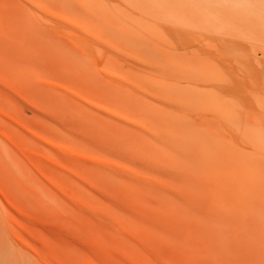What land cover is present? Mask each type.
<instances>
[{"label": "rangeland", "instance_id": "1", "mask_svg": "<svg viewBox=\"0 0 264 264\" xmlns=\"http://www.w3.org/2000/svg\"><path fill=\"white\" fill-rule=\"evenodd\" d=\"M37 1L86 35L0 0V73L59 117L0 89L32 124L0 125L41 158L39 128L73 151L59 203L0 150V182L35 213L28 242L57 264H264V0ZM106 67L127 84L118 116L81 93Z\"/></svg>", "mask_w": 264, "mask_h": 264}, {"label": "bare ground", "instance_id": "2", "mask_svg": "<svg viewBox=\"0 0 264 264\" xmlns=\"http://www.w3.org/2000/svg\"><path fill=\"white\" fill-rule=\"evenodd\" d=\"M24 1L31 3V6L37 11L47 13L50 19H47L46 23L49 27H52L48 29L50 32L57 35L60 34L59 36L62 35V37L67 40L69 36L75 35L77 39L75 40L76 42L74 40L73 42L81 45L79 37H84L85 34L82 28L67 21L64 18L65 16H58V14L52 12L50 8H44L37 0ZM36 10L32 9L33 14L35 16H42ZM59 19L61 22L59 26H57L53 20ZM78 50L85 56L87 55L84 50ZM98 74L105 84H103V82L102 84L97 83L96 89L100 91V93L91 91L81 92L86 101H88V103H85L101 113L103 112L112 116L116 113V116H118L117 113L120 112V101L122 100L120 92L122 87L124 85L127 86V84L124 83L119 76L115 75L112 67H106L102 72L98 71ZM0 89L4 94L6 90L10 92H7L9 94L7 99L12 102L13 99H19V96L23 97L25 103L23 102L21 106L24 110L29 109L32 112L40 113L43 109L45 113L41 114L45 115L48 119L58 121L59 117L57 115L52 116L48 114V111H45L47 109L42 104L34 101L27 91L12 83L1 73ZM18 111L21 110L17 107L10 108L5 106V104H0V117L9 120L21 130H29V126L32 124L23 120L20 115H18ZM36 130L37 131L30 132L29 137L44 149L45 159L24 150L18 139L5 127H2V125H0V150L4 151L18 168H22L25 171L27 175L25 179H30L36 185L35 188L43 195L54 202H67L68 199L66 196L68 194V188L64 180L60 178L61 173L59 172H61V169L59 165H63L62 161L73 151L71 148L66 149L58 145L57 137L54 133L43 128ZM85 158L88 159L86 156ZM29 185H31V183H29ZM28 190L33 194L30 187ZM34 215L35 213L23 199L18 198L8 186L0 182V264H17L20 262L21 258L22 260L27 259L28 262L31 261L33 264H57L52 258V255H44L38 245L30 243L26 239L25 232H30L29 224H31V222L33 223L32 218Z\"/></svg>", "mask_w": 264, "mask_h": 264}]
</instances>
